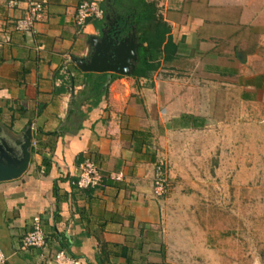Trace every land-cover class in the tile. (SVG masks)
Here are the masks:
<instances>
[{"label": "crops", "instance_id": "0c3cea01", "mask_svg": "<svg viewBox=\"0 0 264 264\" xmlns=\"http://www.w3.org/2000/svg\"><path fill=\"white\" fill-rule=\"evenodd\" d=\"M85 1L105 0H48L42 20L23 33L28 0H0V128L13 140L33 133L28 172L0 183L6 264H55L48 261L60 251L76 264H155L164 249L155 244L161 155L170 159L174 144L185 157L192 140L212 152L219 128L232 142L234 127L264 123V0H158L178 50L139 81L76 65L103 26H78ZM87 160L102 182L83 190ZM36 217L48 248L25 251Z\"/></svg>", "mask_w": 264, "mask_h": 264}, {"label": "rangeland", "instance_id": "374dc122", "mask_svg": "<svg viewBox=\"0 0 264 264\" xmlns=\"http://www.w3.org/2000/svg\"><path fill=\"white\" fill-rule=\"evenodd\" d=\"M233 129L230 142L219 128L218 150L192 140L185 157L174 144L161 155L155 264H264V123Z\"/></svg>", "mask_w": 264, "mask_h": 264}, {"label": "water", "instance_id": "95a60500", "mask_svg": "<svg viewBox=\"0 0 264 264\" xmlns=\"http://www.w3.org/2000/svg\"><path fill=\"white\" fill-rule=\"evenodd\" d=\"M102 37H93L90 41L93 53L86 59L76 60V65L85 73H110L131 77L140 63V47L137 29H133V39L127 38L114 44L104 30ZM110 81L112 76H110ZM33 133L29 127L24 135L13 140L0 128V183L20 179L25 175L32 160Z\"/></svg>", "mask_w": 264, "mask_h": 264}, {"label": "built area", "instance_id": "2783aa9c", "mask_svg": "<svg viewBox=\"0 0 264 264\" xmlns=\"http://www.w3.org/2000/svg\"><path fill=\"white\" fill-rule=\"evenodd\" d=\"M18 2H11L12 8L18 7ZM48 0H28L29 16L26 19L20 20L17 24L19 32H31L35 29L44 15ZM104 11L98 2H83L76 16V23L80 27H85L90 20H102ZM102 182L98 166L92 161L87 160L80 166V175L77 185L80 189L88 190L98 187ZM166 190V178L162 168H158L155 176V194L160 197ZM48 248V240L43 231L42 222L39 217L34 218L33 230L29 232L22 244V249L29 251L32 249L46 250ZM8 257L0 249V264H6ZM55 264H76V261L67 255L65 251L57 252L48 263Z\"/></svg>", "mask_w": 264, "mask_h": 264}, {"label": "trees", "instance_id": "16d2710c", "mask_svg": "<svg viewBox=\"0 0 264 264\" xmlns=\"http://www.w3.org/2000/svg\"><path fill=\"white\" fill-rule=\"evenodd\" d=\"M118 4H122L132 16L140 43V63L133 78L138 81L151 79L163 64H169L176 58L178 48L171 36V26L161 14L158 0H118ZM104 85H100V90Z\"/></svg>", "mask_w": 264, "mask_h": 264}, {"label": "flooded vegetation", "instance_id": "af4514ba", "mask_svg": "<svg viewBox=\"0 0 264 264\" xmlns=\"http://www.w3.org/2000/svg\"><path fill=\"white\" fill-rule=\"evenodd\" d=\"M104 17L102 19L103 26L100 29L99 36L102 37L101 31L104 30L109 40H114V44L118 41L133 37L134 25L131 21V15L127 13L126 8L122 4H118V0H105L102 7Z\"/></svg>", "mask_w": 264, "mask_h": 264}]
</instances>
